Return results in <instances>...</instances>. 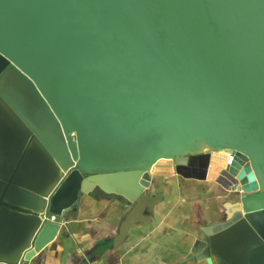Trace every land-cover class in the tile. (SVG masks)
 <instances>
[{
  "label": "water",
  "instance_id": "water-1",
  "mask_svg": "<svg viewBox=\"0 0 264 264\" xmlns=\"http://www.w3.org/2000/svg\"><path fill=\"white\" fill-rule=\"evenodd\" d=\"M19 76L49 124L14 121L24 152L0 156V264H27L95 192L132 204L120 239L158 167L191 157L233 200L202 234L249 242L237 261L208 242L206 264H264V0H0V84Z\"/></svg>",
  "mask_w": 264,
  "mask_h": 264
},
{
  "label": "crops",
  "instance_id": "crops-1",
  "mask_svg": "<svg viewBox=\"0 0 264 264\" xmlns=\"http://www.w3.org/2000/svg\"><path fill=\"white\" fill-rule=\"evenodd\" d=\"M20 132L16 124L12 129L0 127V156L24 152ZM201 161L191 157L184 168L158 167L146 191L148 196L158 197L151 213L128 226L120 239L118 228L132 204L99 192L81 196L59 220L53 239L27 264H206L200 252L208 242L214 258L229 254L237 261L248 250L245 237L229 228L211 237L200 230L224 220L225 204L233 201L228 191L208 179ZM33 169L31 165L29 173L34 181ZM255 261L254 257L249 259Z\"/></svg>",
  "mask_w": 264,
  "mask_h": 264
},
{
  "label": "rangeland",
  "instance_id": "rangeland-1",
  "mask_svg": "<svg viewBox=\"0 0 264 264\" xmlns=\"http://www.w3.org/2000/svg\"><path fill=\"white\" fill-rule=\"evenodd\" d=\"M0 84V90H8L4 95H1L3 107L0 105V127L2 130L11 128L14 125V121L26 120L33 114V118L36 120H44L49 124V120L44 108L39 104L36 95L33 92L32 87L21 77H17V82H13L8 85ZM29 114V115H28ZM11 116V120H7L8 116ZM36 123H43L41 121ZM234 232V229H229ZM251 264H255L252 262Z\"/></svg>",
  "mask_w": 264,
  "mask_h": 264
},
{
  "label": "built area",
  "instance_id": "built-area-1",
  "mask_svg": "<svg viewBox=\"0 0 264 264\" xmlns=\"http://www.w3.org/2000/svg\"><path fill=\"white\" fill-rule=\"evenodd\" d=\"M44 219H47V220L52 221V222L56 220L54 218V216L53 215H50V214H48L46 217H44Z\"/></svg>",
  "mask_w": 264,
  "mask_h": 264
}]
</instances>
